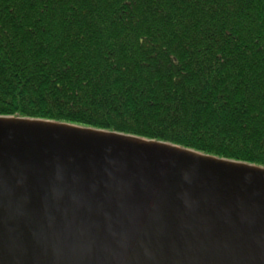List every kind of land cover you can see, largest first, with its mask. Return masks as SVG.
Segmentation results:
<instances>
[{"label": "trees", "instance_id": "obj_1", "mask_svg": "<svg viewBox=\"0 0 264 264\" xmlns=\"http://www.w3.org/2000/svg\"><path fill=\"white\" fill-rule=\"evenodd\" d=\"M0 116L264 168V0H0Z\"/></svg>", "mask_w": 264, "mask_h": 264}, {"label": "water", "instance_id": "obj_2", "mask_svg": "<svg viewBox=\"0 0 264 264\" xmlns=\"http://www.w3.org/2000/svg\"><path fill=\"white\" fill-rule=\"evenodd\" d=\"M0 264H264V168L0 116Z\"/></svg>", "mask_w": 264, "mask_h": 264}, {"label": "rangeland", "instance_id": "obj_3", "mask_svg": "<svg viewBox=\"0 0 264 264\" xmlns=\"http://www.w3.org/2000/svg\"><path fill=\"white\" fill-rule=\"evenodd\" d=\"M73 125H76V124H73ZM77 126H80V125H77Z\"/></svg>", "mask_w": 264, "mask_h": 264}]
</instances>
